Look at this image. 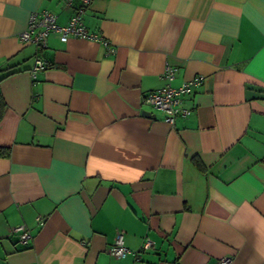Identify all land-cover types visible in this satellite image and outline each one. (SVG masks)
I'll list each match as a JSON object with an SVG mask.
<instances>
[{
    "label": "crops",
    "instance_id": "obj_1",
    "mask_svg": "<svg viewBox=\"0 0 264 264\" xmlns=\"http://www.w3.org/2000/svg\"><path fill=\"white\" fill-rule=\"evenodd\" d=\"M79 4L0 0V264H264V0H91L113 55L19 40L30 13L62 26ZM166 63L171 87L204 77L173 125L142 102ZM118 232L152 247L115 258Z\"/></svg>",
    "mask_w": 264,
    "mask_h": 264
},
{
    "label": "built area",
    "instance_id": "obj_2",
    "mask_svg": "<svg viewBox=\"0 0 264 264\" xmlns=\"http://www.w3.org/2000/svg\"><path fill=\"white\" fill-rule=\"evenodd\" d=\"M73 0H66V5L71 6ZM79 6L75 9V13L69 21L62 26L56 23V17L48 11L32 12L28 17L27 28L18 35L22 42L30 43L39 51L47 46V38L51 33H58L59 39L64 42L69 36L89 39L100 42L104 49L105 55H113L115 47L99 34L90 33L83 21L82 14L84 9L88 7L91 0H78ZM45 67V62L41 57L35 55L33 66L30 70V76L35 79L39 70ZM177 68L166 63L162 73L163 79L167 82L166 86L147 92L142 97L143 104L159 110L164 114V121L169 125H173L177 116H186L189 110L181 106V98L183 95L189 94L192 88L201 85L204 82L203 76H196L190 80L183 81L178 87H171L169 83L174 79ZM40 222V219H37ZM13 232L19 234V242L23 245L27 244L31 236L24 225L17 226ZM152 247V242L145 239L140 250L131 251L127 249L123 242V234L118 232L115 240L111 245L109 252L115 258H122L127 254H132L137 261L139 251H147ZM218 264H233L231 257L225 256L218 260Z\"/></svg>",
    "mask_w": 264,
    "mask_h": 264
},
{
    "label": "trees",
    "instance_id": "obj_3",
    "mask_svg": "<svg viewBox=\"0 0 264 264\" xmlns=\"http://www.w3.org/2000/svg\"><path fill=\"white\" fill-rule=\"evenodd\" d=\"M0 103H2V101L0 100Z\"/></svg>",
    "mask_w": 264,
    "mask_h": 264
}]
</instances>
